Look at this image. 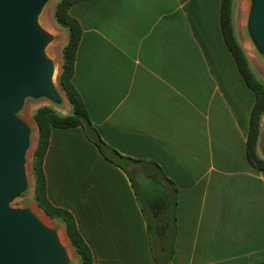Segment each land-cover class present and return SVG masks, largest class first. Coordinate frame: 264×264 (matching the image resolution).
Returning <instances> with one entry per match:
<instances>
[{
  "label": "crops",
  "instance_id": "crops-1",
  "mask_svg": "<svg viewBox=\"0 0 264 264\" xmlns=\"http://www.w3.org/2000/svg\"><path fill=\"white\" fill-rule=\"evenodd\" d=\"M220 6L81 0L68 9L81 28L72 83L89 120L118 154L141 160L107 159L82 126L50 129L46 195L73 216L92 264H160L153 247L170 226L172 187L176 232L166 264L264 262V171L246 151L255 97L224 41Z\"/></svg>",
  "mask_w": 264,
  "mask_h": 264
},
{
  "label": "water",
  "instance_id": "water-1",
  "mask_svg": "<svg viewBox=\"0 0 264 264\" xmlns=\"http://www.w3.org/2000/svg\"><path fill=\"white\" fill-rule=\"evenodd\" d=\"M49 0H0V264H69L67 244L30 207L12 201L30 185L32 126L20 115L28 98L64 101L48 52L56 35L41 21ZM245 31L264 59V0H248ZM260 147L264 149L263 133ZM32 154V152H31Z\"/></svg>",
  "mask_w": 264,
  "mask_h": 264
},
{
  "label": "trees",
  "instance_id": "trees-1",
  "mask_svg": "<svg viewBox=\"0 0 264 264\" xmlns=\"http://www.w3.org/2000/svg\"><path fill=\"white\" fill-rule=\"evenodd\" d=\"M78 1L81 0H58L54 4L52 10V16L56 24L67 30V39L61 48V63L57 75V83L71 106V113L68 115H61L49 104L41 105L32 112V118L36 125L37 137L31 155L30 172L32 175V196L36 205L48 218L56 219L62 224L65 237L72 247L79 264H92L90 248L80 235L73 216L65 209L51 204L46 195L43 158L48 145L50 129L52 127L65 128L82 126L88 138L96 144L100 152L107 159L121 166L127 162L137 163L141 162V160L121 156L101 139L96 128L89 120L80 94L72 83L74 59L80 39L81 28L78 21L69 14L68 9ZM220 22L224 41L232 53L238 69L247 85L254 92L255 101L250 113L246 151L250 164L256 169L264 171V157L260 156L257 151V142L261 131L260 121L264 113V82L255 77L250 67L248 57L237 40L234 29L233 0H221ZM171 192L172 199H170V204L166 210L170 218V226L166 232L164 243L161 246L153 247L154 257L160 264H166L173 254V238L176 232V188L172 187ZM255 264H264V262Z\"/></svg>",
  "mask_w": 264,
  "mask_h": 264
},
{
  "label": "rangeland",
  "instance_id": "rangeland-1",
  "mask_svg": "<svg viewBox=\"0 0 264 264\" xmlns=\"http://www.w3.org/2000/svg\"><path fill=\"white\" fill-rule=\"evenodd\" d=\"M58 0H49L47 2V4L45 5L43 12L41 14V21L42 23L47 26L49 25V27H47L50 31H52L55 35H56V39L50 44L49 48H48V52L51 55V57L54 59L55 63H56V74H58L59 69H60V60H61V48L62 46L65 44L66 39H67V30L63 27H60L56 24V22L53 19L52 16V10L54 7V4L57 2ZM243 2V3H242ZM242 3V4H241ZM241 4V5H239ZM247 7H248V0H233V14L235 17V22L237 23V32H238V41L241 44V46L243 47L248 60H249V64L250 67L252 69V72L254 73L255 77L261 81L264 82V59L262 57H260L254 50V48L252 47V45H250V41L247 37L246 31H245V16H246V12H247ZM44 17V18H43ZM244 17V18H243ZM47 22V25L45 24ZM243 24V25H242ZM248 39V41H247ZM246 44L249 45V48L246 46ZM62 92V91H61ZM62 95L64 97V101L61 105H53V103H51L50 101L46 100V99H33V98H28L25 101V104L22 108V110L20 111V115L26 119L32 126V145L31 148L28 152V162H27V167H28V172H29V176H30V185L28 187V189L23 192L19 197H17L16 199H14L12 201V206L14 207H30L32 208L34 211H36L40 216H43L45 218V220L47 221V223L51 226H54L57 228V230L60 232L61 236L63 237V242H65L67 244V247L69 249L70 252V258L71 261L69 264H79L78 259L76 258L72 247L70 246L67 238L65 237L64 234V228L62 226V224L57 221L56 219H50L48 218L41 210L40 208L36 205V203L34 202L33 196H32V175L30 172V162H31V152L34 149L35 143H36V125L35 122L32 118V112L39 106L41 105H45V104H49L51 106H53L56 111H58L59 114L61 115H68L71 113V106L68 103L67 99L65 98L63 92ZM261 153L264 154V149L263 147H261ZM134 180L136 182V186L138 189V192L140 193V200L145 208L148 220L150 222V227L153 229V240H154V244H158V238L155 235L154 231H155V220L154 217L152 215L151 212V206L142 198L141 196V190L139 188V176L138 175H134ZM156 186L153 183H149V190L151 192H155L157 193V189L155 188ZM159 225V222L156 226Z\"/></svg>",
  "mask_w": 264,
  "mask_h": 264
},
{
  "label": "bare ground",
  "instance_id": "bare-ground-1",
  "mask_svg": "<svg viewBox=\"0 0 264 264\" xmlns=\"http://www.w3.org/2000/svg\"><path fill=\"white\" fill-rule=\"evenodd\" d=\"M241 1V0H240ZM243 3V2H242ZM241 3V4H242ZM241 4H239V5H241ZM44 18V17H43ZM244 18V17H243ZM46 25H47V22L45 23ZM243 25V24H242ZM46 27H49V25H47ZM247 41H248V39H247ZM251 45V44H250ZM246 46L249 48V45L248 44H246ZM44 220H45V218L43 217V216H41ZM61 240H62V238H61ZM63 241V240H62Z\"/></svg>",
  "mask_w": 264,
  "mask_h": 264
}]
</instances>
